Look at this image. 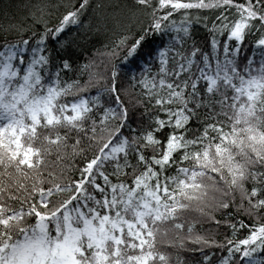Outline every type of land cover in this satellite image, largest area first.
Wrapping results in <instances>:
<instances>
[{
	"label": "snow or ice",
	"instance_id": "6c2138e0",
	"mask_svg": "<svg viewBox=\"0 0 264 264\" xmlns=\"http://www.w3.org/2000/svg\"><path fill=\"white\" fill-rule=\"evenodd\" d=\"M100 31L134 105L118 60L68 76ZM181 253L264 264V0H0V264Z\"/></svg>",
	"mask_w": 264,
	"mask_h": 264
},
{
	"label": "trees",
	"instance_id": "16d2710c",
	"mask_svg": "<svg viewBox=\"0 0 264 264\" xmlns=\"http://www.w3.org/2000/svg\"><path fill=\"white\" fill-rule=\"evenodd\" d=\"M4 2L7 3L8 0H4ZM13 2L19 3L21 2V0H13ZM23 2L28 3L29 0H23ZM44 2L51 3L52 5L55 6L65 3V0H44ZM93 2H95V0H93ZM105 2H109V0H105ZM58 11L59 10H57V14ZM47 19L50 20L48 27L52 28L56 24V15L55 14L51 15L47 17ZM177 19L179 18L177 17ZM71 32L74 34L76 32V29L72 28ZM65 35L68 36L69 33H65ZM155 42L157 41H153V43ZM111 43H112L111 35H105L103 31H100L97 34H93L92 36L86 39L80 40L79 44L69 49V53L72 57L73 64L76 66H80V65L88 64L91 61L93 64V68L88 71H83L82 76L81 73L79 72L69 73L68 76H70L74 80L79 78L81 84H83L84 81H87L89 79V71H99L100 73H104L106 68L110 67L112 63L118 60L119 64L123 65V67H121L120 69L121 80L123 81L122 87L126 88L128 93V95L125 97V100L131 105H134L136 100L140 98L141 91L139 87H132L127 77H130L132 75V70L134 69L135 72L137 73V80H139L140 69L136 68L135 65L130 63L129 61H126L123 54H119L115 58V60L109 57L107 55L108 49L105 47V45H108V47L110 48ZM121 51L123 52V50ZM241 51L243 52V49H241ZM153 71H155V69H153ZM125 73H127V77L125 76ZM63 75L64 74H62V76ZM96 87H97L96 81L93 80L92 81L93 94ZM242 235L243 233H241V236ZM222 236H223V230H221V238ZM166 251H170L172 253L173 260H175L177 253L171 249H166ZM181 255L184 256L188 264H195L196 257H188L186 256V254L183 253H181Z\"/></svg>",
	"mask_w": 264,
	"mask_h": 264
}]
</instances>
